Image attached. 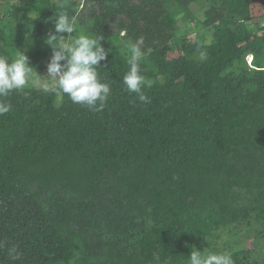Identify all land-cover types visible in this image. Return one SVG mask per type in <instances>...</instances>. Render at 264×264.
<instances>
[{
	"label": "trees",
	"instance_id": "trees-1",
	"mask_svg": "<svg viewBox=\"0 0 264 264\" xmlns=\"http://www.w3.org/2000/svg\"><path fill=\"white\" fill-rule=\"evenodd\" d=\"M62 2L73 35H103L96 70L111 93L101 111L31 86L0 96V264H189L231 226L264 237V32L250 26L253 0ZM59 10L0 1V56L32 38L30 65L50 57ZM200 12L210 40L177 35ZM140 38L151 103L122 83ZM230 256L264 264L246 249Z\"/></svg>",
	"mask_w": 264,
	"mask_h": 264
},
{
	"label": "clouds",
	"instance_id": "clouds-1",
	"mask_svg": "<svg viewBox=\"0 0 264 264\" xmlns=\"http://www.w3.org/2000/svg\"><path fill=\"white\" fill-rule=\"evenodd\" d=\"M57 6L60 9L56 11L58 18L51 21L54 30L44 39V43L51 49V56L47 63L46 78L49 82L44 83L43 88L58 97L66 95L72 103L85 106L89 110L101 111L111 93L110 85L101 82L96 70L100 62L108 56L101 43L104 37L72 35L76 32V17L64 10L65 4L62 0H57ZM142 44L143 38L131 44L127 54L130 67L123 76L122 83L126 91L136 94L139 101L151 103L143 91V88L152 86V81L141 71ZM199 57L201 60L206 59V53L201 51ZM33 70L28 56L23 52L18 51L12 58L0 56V96L22 90L29 84L40 86L41 81L35 78L40 75ZM7 110L0 108V111ZM206 250L207 248L204 251L193 248L189 264H233L228 253Z\"/></svg>",
	"mask_w": 264,
	"mask_h": 264
},
{
	"label": "rangeland",
	"instance_id": "rangeland-1",
	"mask_svg": "<svg viewBox=\"0 0 264 264\" xmlns=\"http://www.w3.org/2000/svg\"><path fill=\"white\" fill-rule=\"evenodd\" d=\"M9 3H20L25 0H0ZM57 2V0H54ZM193 9H196V5H192ZM202 12H200L197 16V19L194 22L184 23V21H180L179 24L175 27L177 30V35L181 36L188 31V38L194 40L197 33H205L207 36V40H210L209 31H205L202 29L200 25V19L202 18ZM253 20L250 21V26L254 28H258L259 34L264 32L261 29L264 25V0H253ZM73 35V34H72ZM123 35V33H121ZM76 36V35H74ZM129 45V43H127ZM37 47V42L32 38L23 39L20 43L19 51L25 53L28 58H31L32 53L35 51ZM50 57L42 59V62H33L30 66L34 68L33 71L36 70L37 74L40 76L35 77L41 81L40 86H33L32 84L27 85L39 89H44L43 84L49 82L47 76V63L49 62ZM63 63V62H62ZM39 66L41 69H38ZM42 76V77H41ZM220 237H214L213 239H209L205 241L203 244L202 251L206 248L208 252H217V253H228L229 255L238 250V249H246L250 250L253 258H259L261 260L264 259V237L259 240L255 239L254 231L248 230V227L242 226L238 228L229 227L228 229L221 231Z\"/></svg>",
	"mask_w": 264,
	"mask_h": 264
}]
</instances>
